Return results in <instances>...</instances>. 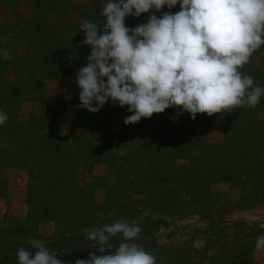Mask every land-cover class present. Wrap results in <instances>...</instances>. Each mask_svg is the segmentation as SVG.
Returning <instances> with one entry per match:
<instances>
[{"label": "rangeland", "instance_id": "1", "mask_svg": "<svg viewBox=\"0 0 264 264\" xmlns=\"http://www.w3.org/2000/svg\"><path fill=\"white\" fill-rule=\"evenodd\" d=\"M107 2L0 0V48L11 51L0 57V264H18L30 239L73 264L88 258L86 229L147 218L165 223L136 241L156 264H264V95L254 108L195 119L169 108L128 125L132 113L111 100L96 113L78 107L75 76L90 53L80 25L102 22ZM239 71L264 87V44ZM73 236L76 254L62 242Z\"/></svg>", "mask_w": 264, "mask_h": 264}, {"label": "clouds", "instance_id": "2", "mask_svg": "<svg viewBox=\"0 0 264 264\" xmlns=\"http://www.w3.org/2000/svg\"><path fill=\"white\" fill-rule=\"evenodd\" d=\"M178 3L175 14H152ZM145 13L146 23L125 26L126 17ZM100 16V23L80 25L81 43L90 53L75 82L78 107L90 113L111 100L132 113L126 125L169 108L179 109L174 119L184 112L195 119L197 114L254 108L264 95V87L254 86L253 77L239 71L264 44V0H108ZM7 42L8 36L0 37V43ZM0 57L10 60L11 51L0 48ZM7 120L0 110V126ZM141 231L137 221L124 219L86 229L90 247L100 255L90 252L73 264H156L155 256L136 243ZM117 236L118 244L112 242ZM28 244L17 250L18 264H63L43 241ZM205 245L199 238L193 242L197 249ZM256 247L264 249V235L257 237Z\"/></svg>", "mask_w": 264, "mask_h": 264}, {"label": "trees", "instance_id": "3", "mask_svg": "<svg viewBox=\"0 0 264 264\" xmlns=\"http://www.w3.org/2000/svg\"><path fill=\"white\" fill-rule=\"evenodd\" d=\"M0 69H1V66H0ZM137 222H138L139 226L141 227V229H144V231H145V227H148L149 230L152 231V230L158 228V226H160V225H162V224H165V223H163L164 221H161V220H159V219H154V218H147V219H145V220H142V221L140 220V221H137ZM139 236H140V234H139ZM152 237H153V236L151 235V238H152ZM77 239H79V236H73V237H71V238H69V239L63 240L62 242L65 241V243H67L68 245L72 246V247L74 248V250H73L72 252H73L74 254H76V253L79 251V249L81 248V246H83V245H80V244H79V242H78ZM117 239H120V237L117 236L116 238H114V240H117ZM67 240H68V241H67ZM75 240H76V242H78V243H75V242H74ZM114 240H113V241H114ZM90 243H93V242L90 241L89 243L87 242V243L84 245V247L86 248V252H87L88 255H89L90 252H92V248L90 247ZM82 250H84V249H82ZM2 261H3V260H2ZM5 264H7V263H5Z\"/></svg>", "mask_w": 264, "mask_h": 264}]
</instances>
